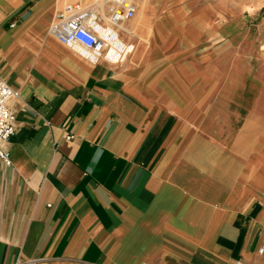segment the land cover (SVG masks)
<instances>
[{
    "label": "crops",
    "instance_id": "obj_1",
    "mask_svg": "<svg viewBox=\"0 0 264 264\" xmlns=\"http://www.w3.org/2000/svg\"><path fill=\"white\" fill-rule=\"evenodd\" d=\"M87 1L0 0V78L19 96L0 264H264L256 38L223 36L216 0H134L122 26L96 25L98 52L48 34Z\"/></svg>",
    "mask_w": 264,
    "mask_h": 264
},
{
    "label": "built area",
    "instance_id": "obj_2",
    "mask_svg": "<svg viewBox=\"0 0 264 264\" xmlns=\"http://www.w3.org/2000/svg\"><path fill=\"white\" fill-rule=\"evenodd\" d=\"M135 6L132 0H91L86 5L66 4L57 10L48 27V34L70 47L98 52L103 39L97 35L96 25H117L133 17ZM18 92L6 80L0 78V159L10 163L6 143L15 132V114L10 103L18 99ZM72 135H66L71 138ZM263 248L259 247L258 252ZM146 264V263H143ZM233 264H241L239 260Z\"/></svg>",
    "mask_w": 264,
    "mask_h": 264
},
{
    "label": "rangeland",
    "instance_id": "obj_3",
    "mask_svg": "<svg viewBox=\"0 0 264 264\" xmlns=\"http://www.w3.org/2000/svg\"><path fill=\"white\" fill-rule=\"evenodd\" d=\"M182 1L184 0H180L179 3L182 4ZM216 1L219 2L220 8H221V12H219L220 15H218V17H219V20H221L223 23L221 27L223 36H226V37L228 36L229 40H237V38L242 39V44L238 45L240 47L249 46L250 44H252V42L256 38V42L259 45V49L260 47H264V38L259 40L258 42L257 37H256V31L258 29V26L260 24H264V0H216ZM89 2H91V0L87 2H82L81 4L86 5ZM146 7L155 12L156 10L160 8L164 10L167 8H171L172 4L168 2V0L166 1L147 0ZM229 14L231 15V18H229L230 17ZM135 16L136 15H134V17ZM246 23L248 27L246 26ZM240 50L242 49L237 48V51H240ZM263 54L264 52L261 55ZM234 67L238 71L245 70L244 69L245 67L240 64H237ZM256 67H257V64L255 65V63L249 66V68L251 69L252 68L256 69ZM258 67L262 68L263 70L264 56L261 59L260 66ZM240 87H244L245 89L251 90L253 92V95H255L257 92L258 84L255 80L251 82L242 81Z\"/></svg>",
    "mask_w": 264,
    "mask_h": 264
},
{
    "label": "bare ground",
    "instance_id": "obj_4",
    "mask_svg": "<svg viewBox=\"0 0 264 264\" xmlns=\"http://www.w3.org/2000/svg\"><path fill=\"white\" fill-rule=\"evenodd\" d=\"M134 2V0H133ZM117 26H122V23L121 24H117ZM101 30V29H100ZM230 30V29H229ZM226 35V34H225ZM230 35V34H229ZM229 38V37H228ZM227 38V39H228ZM236 38V37H235ZM264 38V24H260L258 26V29H257V41L259 42V40L263 39ZM238 39V38H237ZM108 40L106 39L104 43L107 44ZM259 53H263L264 52V47H260V49L258 50Z\"/></svg>",
    "mask_w": 264,
    "mask_h": 264
}]
</instances>
